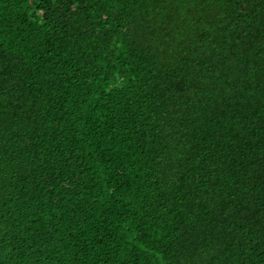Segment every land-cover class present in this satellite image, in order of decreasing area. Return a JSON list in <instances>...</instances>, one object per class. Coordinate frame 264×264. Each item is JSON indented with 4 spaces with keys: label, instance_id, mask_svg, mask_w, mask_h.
<instances>
[{
    "label": "trees",
    "instance_id": "trees-1",
    "mask_svg": "<svg viewBox=\"0 0 264 264\" xmlns=\"http://www.w3.org/2000/svg\"><path fill=\"white\" fill-rule=\"evenodd\" d=\"M0 264H264V0H0Z\"/></svg>",
    "mask_w": 264,
    "mask_h": 264
}]
</instances>
